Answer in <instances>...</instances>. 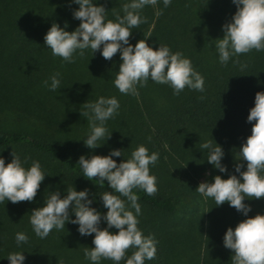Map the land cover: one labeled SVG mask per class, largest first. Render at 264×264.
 <instances>
[{
    "label": "trees",
    "instance_id": "obj_1",
    "mask_svg": "<svg viewBox=\"0 0 264 264\" xmlns=\"http://www.w3.org/2000/svg\"><path fill=\"white\" fill-rule=\"evenodd\" d=\"M96 2L112 19L125 0ZM76 7L70 0H0V156L5 163L10 152L26 157L25 167L37 160L46 174L32 202H0V264H8L6 256L14 251H22L23 264H90L83 250L87 244L92 247L91 234L81 236L75 224L66 222L64 229L54 228L41 239L32 232L29 213L41 205L47 191L57 189L63 195L72 185L75 190L87 188L90 197L95 196L91 206L103 213L96 193L109 190L107 182L102 188L84 178L77 158L119 148L122 157H112L119 163L138 144L158 153L156 163L149 165L157 191L147 195L133 189L140 205L137 227L156 241L155 257L144 264H231L232 251L223 247L222 235L244 217L227 202L215 206L195 188L205 172L209 182L214 175L223 179L236 174L237 151L250 133L247 112L254 93L264 90V51L253 49L223 65L218 62L214 39L222 36L221 25L235 11L231 0H171L166 8L157 0L141 10L144 22L131 30L129 43L146 39L154 50L161 43L180 51L204 77V90L185 87L173 95L168 85L149 79L143 87L137 84L135 95L121 94L112 84L119 52L105 60L99 50L90 56L86 49L66 63L45 48L43 35L52 22H67L66 31L79 23L71 16ZM54 72L60 73L56 92L42 84ZM97 96H115L119 109L105 122L110 135L89 150L81 139L87 119L79 112L86 99ZM19 120H27L29 127L20 126ZM210 138L222 147L225 173L208 164L207 150L199 148ZM243 202L251 206L248 216L264 210V198ZM16 232H24L27 242L17 246ZM99 264L113 262L102 258Z\"/></svg>",
    "mask_w": 264,
    "mask_h": 264
},
{
    "label": "clouds",
    "instance_id": "obj_2",
    "mask_svg": "<svg viewBox=\"0 0 264 264\" xmlns=\"http://www.w3.org/2000/svg\"><path fill=\"white\" fill-rule=\"evenodd\" d=\"M160 2L166 8L171 0ZM70 3L78 6L71 10V16L79 23L71 31H66L67 22L62 25L52 22L43 35V44L53 56L72 63L74 53L83 56L86 49L90 50V56L99 50L105 60H111L119 52L120 62L112 84L121 94L135 95L137 84L143 87L149 79L168 85L173 95L185 87L203 92L204 77L180 51L173 52L167 44L161 43L154 50L146 39L129 43L131 30L144 22L141 10L148 5L155 6L157 0H125L119 13L113 11L112 19L107 18V10L96 0H70ZM231 3L235 5V11L221 25L222 36L214 39L221 65L230 57L253 49L264 51V0H231ZM159 14L157 9L156 15ZM42 84L49 91L56 92L60 88V73L50 74ZM82 104L84 111L79 113L87 119L88 127L81 139L91 150L101 146L110 135L105 122L117 114L119 102L115 96H97L95 100L86 99ZM246 122H251L250 133L237 151V162L233 164L236 174L230 172L223 179L214 175L211 182H199L195 191L204 198H211L215 206L227 202L244 217L234 227H227L222 235L223 247L232 251L231 264H264V210L248 216L251 206L243 202L264 198V90L254 93ZM199 148L207 150L205 160L208 164L220 173L226 172L221 163L224 153L220 145L210 138L200 143ZM10 156L7 163L0 156V202H32L46 174L39 161L32 160L25 167L26 157L22 160L13 152ZM112 157H122L121 149L110 148L105 155L89 153L87 158L81 154L76 161L81 175L91 182L95 180L94 185L104 188V181L107 182L110 191L96 193L106 211L101 213L91 206L95 196L90 197L87 188L75 190L72 185L63 189V195L57 189L47 191V195L42 196L41 205L31 209L28 221L34 235L41 239L54 228L64 229L66 222L75 224L81 236L91 234L92 247L83 250L90 264H99L102 258L113 264H119L122 259L124 264H144L145 260L155 257L156 241L151 234L144 235L137 227L140 205L133 189L142 190L147 195L157 191L156 178L150 174L149 165L156 163L158 153L149 152L143 144H138L119 163ZM101 221L104 227H100ZM27 239L24 232L14 234L17 246ZM129 249H132L131 253L126 255ZM6 258L8 264H23L25 259L22 251L9 252Z\"/></svg>",
    "mask_w": 264,
    "mask_h": 264
},
{
    "label": "rangeland",
    "instance_id": "obj_3",
    "mask_svg": "<svg viewBox=\"0 0 264 264\" xmlns=\"http://www.w3.org/2000/svg\"><path fill=\"white\" fill-rule=\"evenodd\" d=\"M19 122L21 123L20 126L22 125V126H25V127H29V125L27 124V120H22V121L19 120ZM29 123H30V122H29ZM18 125H19V124H18ZM207 176H208V173L205 172V173L203 174V176H202L200 182L205 181V180L209 181ZM85 247H89L88 244H87L86 246H84V248H85Z\"/></svg>",
    "mask_w": 264,
    "mask_h": 264
}]
</instances>
